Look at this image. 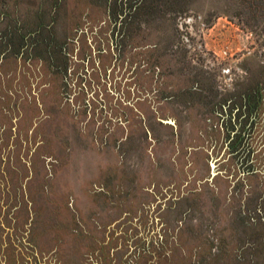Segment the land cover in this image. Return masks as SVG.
<instances>
[{
  "label": "rangeland",
  "instance_id": "rangeland-1",
  "mask_svg": "<svg viewBox=\"0 0 264 264\" xmlns=\"http://www.w3.org/2000/svg\"><path fill=\"white\" fill-rule=\"evenodd\" d=\"M64 1L56 39L101 19ZM187 2L137 14L116 47L102 0L66 63L0 62V264H264V154L241 172L216 113L264 87V3Z\"/></svg>",
  "mask_w": 264,
  "mask_h": 264
},
{
  "label": "trees",
  "instance_id": "trees-1",
  "mask_svg": "<svg viewBox=\"0 0 264 264\" xmlns=\"http://www.w3.org/2000/svg\"><path fill=\"white\" fill-rule=\"evenodd\" d=\"M18 0H0V20L4 27L0 29V62L4 59L22 58L28 55V60L33 57L38 60L49 58L54 52L60 56V60L66 63V45L73 43L74 37H69L71 32L78 34L91 29L93 32L99 24L102 27V0L99 3L86 1V7H82L88 14V8H96L101 14V19L94 23L90 20L85 22L79 18L74 19L69 28L63 27V36L56 39L55 26L60 22L62 15L68 13L64 0L36 1V7L28 6L22 12L17 5ZM104 14L110 31H113L114 46L119 47L122 35L129 32L137 14L147 15L158 7L173 8V2L168 1H192V0H104ZM163 1H167L164 2ZM241 1H264V0H241ZM75 8V7H74ZM75 10V9H74ZM80 10V9H79ZM95 9L93 10V12ZM158 11V10H157ZM79 12V11H78ZM83 13V10H82ZM85 14V13H84ZM85 20V19H84ZM84 22V23H82ZM92 24V25H91ZM115 27L113 30L112 28ZM85 28V29H84ZM84 29V30H83ZM96 33V31H95ZM94 33V34H95ZM65 40V42H64ZM53 48V50H52ZM119 50V49H118ZM119 52V51H118ZM64 57L61 58V57ZM51 60V59H50ZM221 248V246H219ZM143 252H145L143 248Z\"/></svg>",
  "mask_w": 264,
  "mask_h": 264
},
{
  "label": "flooded vegetation",
  "instance_id": "flooded-vegetation-1",
  "mask_svg": "<svg viewBox=\"0 0 264 264\" xmlns=\"http://www.w3.org/2000/svg\"><path fill=\"white\" fill-rule=\"evenodd\" d=\"M163 2L165 4V2L167 1ZM168 2H173L176 6L173 8L165 7V9H179V11L182 12L184 11L183 9L186 6V3H188L187 1L185 4H183L184 1ZM261 3H264V1H261ZM239 94V96L241 97L240 101L233 102L232 99H228L225 104H221L223 115L218 112L216 113L217 115L222 116L224 120H226L225 130L226 133H228L227 149L229 151V159L231 157V160L236 166H238L239 163V166H242L241 169L247 167V170L243 169V171L241 172L251 175L253 173H256L257 171V169L254 167L255 161L259 156L264 154V116L261 114V107L262 105H264L263 84L251 83L249 87H247ZM261 120L262 126L260 127V132L258 133V125ZM257 133V138L261 141V143L258 148H254L252 144ZM6 149L7 143L0 141V181H2L3 177V163L6 161V157H3L4 151ZM257 154L258 157L256 156ZM211 166L213 167V163L211 164ZM6 187L7 186L4 182H0V193L6 191ZM33 256V258L36 260L35 264H40L37 261V256ZM31 259L32 258H29L27 259V261H30Z\"/></svg>",
  "mask_w": 264,
  "mask_h": 264
},
{
  "label": "water",
  "instance_id": "water-1",
  "mask_svg": "<svg viewBox=\"0 0 264 264\" xmlns=\"http://www.w3.org/2000/svg\"><path fill=\"white\" fill-rule=\"evenodd\" d=\"M167 122H169V123H173V121H172V120H170V119H169V120H167Z\"/></svg>",
  "mask_w": 264,
  "mask_h": 264
}]
</instances>
